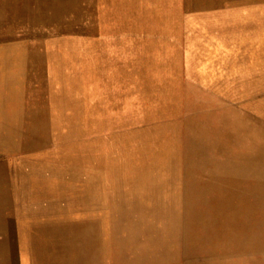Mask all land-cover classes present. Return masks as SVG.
Instances as JSON below:
<instances>
[{"label": "rangeland", "instance_id": "rangeland-1", "mask_svg": "<svg viewBox=\"0 0 264 264\" xmlns=\"http://www.w3.org/2000/svg\"><path fill=\"white\" fill-rule=\"evenodd\" d=\"M87 1L0 0V77H51L35 55L62 52L77 77L73 65L58 77L83 84L86 109L97 110L81 131L0 153V264H94L87 196L105 215L104 264H264V3L255 12L246 0ZM19 161L75 171L50 173L66 185L51 186L49 225L34 245ZM134 175L160 184L129 197ZM170 196V208L146 204ZM145 223L159 242H146Z\"/></svg>", "mask_w": 264, "mask_h": 264}, {"label": "bare ground", "instance_id": "bare-ground-1", "mask_svg": "<svg viewBox=\"0 0 264 264\" xmlns=\"http://www.w3.org/2000/svg\"><path fill=\"white\" fill-rule=\"evenodd\" d=\"M87 2H91V0H88ZM28 7L29 6H26L25 9L28 10L31 14H33L35 9L33 10L32 7H29V8ZM41 10L42 9H40L39 11ZM89 13L91 12H88L87 14ZM41 16H44V15H41ZM39 28L44 29V31L47 30L41 25L39 26ZM34 31H36V29H34ZM212 34H213L212 31H209L207 33L206 38L209 40ZM74 39L76 41L80 40L79 38H74ZM222 40L227 42L229 38H222ZM228 42H231V41L229 40ZM43 45L45 44L43 43ZM242 46L243 45L241 43L238 45L235 44L234 48L238 52L239 48H241ZM5 54H6V51L1 49L0 57H2ZM42 55L37 54L35 55V57L38 58L39 60L41 59L44 60L47 58V65L51 67V71L53 70V73H52L53 75L51 77H0V153L20 152L24 149H27L32 144L42 145L45 142L51 141L55 137H62L63 135L68 133L71 129L73 130L74 128L81 131L87 127L89 122H92L90 119L91 111L93 114L95 111H97L93 109H86V105H88L87 103L88 98L86 97L83 84L80 86V88H78L76 85L75 86L69 85L65 77H58L62 74V71L60 70L59 66L67 67V66H72V65H73V73H75L73 75L74 77H77L76 76L77 73L75 72V63L67 60L62 55V52L55 54L53 51H49L46 55H43L45 57H43ZM32 57H34V55H32ZM239 57H242V53L238 54L237 58ZM27 59L28 57L26 58V60ZM60 59L61 61H59ZM79 59L80 57L78 56V60ZM21 67H23V64L21 65ZM6 70H9V68ZM22 71L25 72V68ZM89 95L90 97L94 96L93 93H90ZM89 95L87 94L88 97ZM244 126H245V123L241 122L239 125V128L237 129L243 130ZM60 129L62 130V132H56L57 130H60ZM132 153H137L138 157L140 158L142 154L143 156L144 154H146V150L145 149H143L142 151L137 150V149L130 150L129 154H132ZM119 167L125 170L124 165L123 166L120 165ZM17 168L19 170L18 171L19 172L18 173L19 174V188L21 192H23L24 194L23 196L24 205H25L24 207L25 215L24 216H25V220H27L25 221V223L29 225V228H31V230H33V231L30 230V232L32 233V239L30 240V242L34 245V243L38 244L40 242L38 236L42 235L44 232V228H41V227H44V225L48 227L49 225L48 224L49 215H50L49 210H51L52 199H53V197H51V194H50L51 186H53L54 188L56 184L57 190L60 191L66 185L65 178H61V180L59 179L55 184L51 183V181L49 180L50 173L57 172V175H61L65 173L75 174V171L66 170L64 168H59L56 166L54 167L49 166V165L47 166L39 162H27V161H19L17 163ZM149 168L150 166H148L147 168H142L141 171L142 172L143 170L148 171ZM199 176H201V174H199ZM137 178L138 177L135 178V175H134L133 180H129V183L127 185L124 184L125 185L124 188H126L125 193H127L129 197L130 196L136 197L140 191L141 185L143 184H144V187H148L150 189L151 188L157 189L158 185L160 184V182L157 183V181L154 179L155 176H152V177L143 176L142 180H140L141 183L138 181ZM91 181L92 182H90L89 185H92V186L88 190L93 192L94 181L93 180ZM198 181L200 182V180ZM72 182H73V185H75L76 180ZM142 190H143V186H142L141 191ZM201 190L202 189H200V191ZM173 197L170 196L169 202L164 205L160 204L158 201H155V200L154 201L152 200L148 203H146L145 202L146 200H145L144 202L148 204L151 212L153 211L156 212V210H159L160 208H163L164 206H165L164 208H170L173 202ZM84 201L88 203L89 205L88 210L91 211L89 213H90V216L92 217L91 226H89V229H88V234H90L91 241L88 243L86 247L88 251L87 256H88V259L91 260L90 262L94 264H104L106 260V251H107L106 242L108 238L106 236L105 231L101 233L100 226L102 224L105 225V222H104L105 215L104 213L101 214L99 212L98 197L94 198V197L87 196ZM214 202L216 203L215 200ZM128 203L129 202H127V204ZM35 208L38 209L42 217L43 216L46 217L44 218L45 221L40 220L41 216H38L39 218L37 219L33 217ZM138 215L139 214H137V211L135 210L131 211V217L135 219L134 222H137ZM123 222H125L124 219H123ZM141 227L143 228V231H147L144 234V236H146L144 238L146 242L153 243L154 241H158V242L160 241V235L162 234H159V229L156 224L145 223V224H141ZM151 248H154V247H151Z\"/></svg>", "mask_w": 264, "mask_h": 264}, {"label": "crops", "instance_id": "crops-1", "mask_svg": "<svg viewBox=\"0 0 264 264\" xmlns=\"http://www.w3.org/2000/svg\"><path fill=\"white\" fill-rule=\"evenodd\" d=\"M255 2V6H259L258 10H256L255 12H259L261 11V8H263V3H264V0H246L245 2ZM263 2V3H262Z\"/></svg>", "mask_w": 264, "mask_h": 264}]
</instances>
